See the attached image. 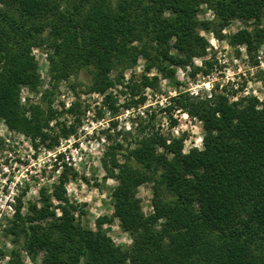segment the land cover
<instances>
[{
    "label": "trees",
    "instance_id": "1",
    "mask_svg": "<svg viewBox=\"0 0 264 264\" xmlns=\"http://www.w3.org/2000/svg\"><path fill=\"white\" fill-rule=\"evenodd\" d=\"M203 4L212 21L198 19ZM262 16L264 0H0V120L32 140L47 136L43 128L55 111L22 105L19 96L21 86L40 87L32 52L38 45L47 46L52 83L83 69L91 74L90 90L105 94L114 85L111 72L139 56L146 71L164 72L167 63L184 67L209 47L201 29L219 32L232 19L259 22ZM231 38L250 50L264 43V27ZM151 80L124 85L135 96ZM104 96L109 102L110 93ZM258 104L254 96L231 99L225 90L179 92L164 109L201 122V148L184 153L182 138L140 124L144 134L134 146L112 144L102 162L117 181L113 215L131 235L130 246L75 222L62 170L51 193L40 190L39 204L30 202L26 213L20 200L13 204L6 230L29 262L16 251L9 264H264V106ZM170 123H177L171 115ZM144 183L152 190L149 215L136 195Z\"/></svg>",
    "mask_w": 264,
    "mask_h": 264
},
{
    "label": "rangeland",
    "instance_id": "2",
    "mask_svg": "<svg viewBox=\"0 0 264 264\" xmlns=\"http://www.w3.org/2000/svg\"><path fill=\"white\" fill-rule=\"evenodd\" d=\"M198 19H214L207 5H201ZM256 27H264V16L259 22L232 19L219 32L201 29L200 35L209 42V47L201 56L192 57L184 67L167 63L168 69L164 72L156 67L146 71V61L140 56L130 67H117L111 72L114 85L106 91L111 96L109 102L104 98L106 93L90 90L91 74L83 69L52 83L47 46L33 47L40 87L38 92H32L27 86H21L20 102L26 106L40 104L43 109L51 106L55 112L43 128L47 134L44 139L32 140L9 129L0 120V264H9L16 251L21 260L29 262L6 230L13 217V204L20 200L23 213L27 212L30 202L39 204L40 190L43 188L51 193L62 170L68 175L65 189L73 206L75 222L84 228L104 232L115 245L129 247L131 235L122 230L113 215L111 194L117 181L103 169L106 150L117 142L124 148L133 147V140L144 134L138 132L140 124L147 125L148 132H159L169 139L182 138L184 153L194 147L201 148V122L181 110L168 113L164 109L170 98L179 92L205 96L211 90H225L231 99L254 96L262 108L264 43L255 42L249 50L243 43H232L231 38L241 29L253 32ZM171 52L179 53L174 48ZM143 76L156 79L151 80L152 85L141 86L139 94L130 96L124 84L128 81L138 83ZM140 95L145 97L143 102L138 101ZM72 106L73 111H69ZM170 115L177 120L176 125H171ZM158 151L163 152V149L158 148ZM118 158L123 162L122 156ZM136 195L143 213L151 214L150 183L138 186Z\"/></svg>",
    "mask_w": 264,
    "mask_h": 264
}]
</instances>
